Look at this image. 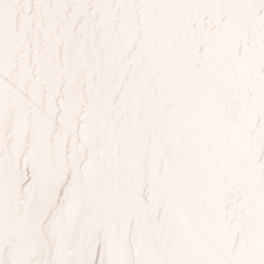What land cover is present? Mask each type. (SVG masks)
I'll list each match as a JSON object with an SVG mask.
<instances>
[{"label": "snow or ice", "instance_id": "1", "mask_svg": "<svg viewBox=\"0 0 264 264\" xmlns=\"http://www.w3.org/2000/svg\"><path fill=\"white\" fill-rule=\"evenodd\" d=\"M69 8L104 85L36 112L24 32ZM0 264H264V0H0Z\"/></svg>", "mask_w": 264, "mask_h": 264}, {"label": "bare ground", "instance_id": "2", "mask_svg": "<svg viewBox=\"0 0 264 264\" xmlns=\"http://www.w3.org/2000/svg\"><path fill=\"white\" fill-rule=\"evenodd\" d=\"M70 20V24H66ZM104 17L92 10L74 13L70 8L48 22L33 14L24 32L22 78L25 87L35 88L31 108L44 112L65 98L71 90L78 97V113L83 114L104 85L109 55ZM114 32L119 30V17L112 18ZM19 66L9 70V87H13ZM27 99V96H25ZM16 101L9 103L15 111ZM29 129L25 126V137Z\"/></svg>", "mask_w": 264, "mask_h": 264}]
</instances>
